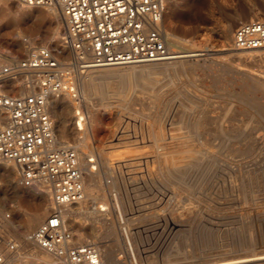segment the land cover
I'll use <instances>...</instances> for the list:
<instances>
[{
    "label": "rangeland",
    "instance_id": "rangeland-1",
    "mask_svg": "<svg viewBox=\"0 0 264 264\" xmlns=\"http://www.w3.org/2000/svg\"><path fill=\"white\" fill-rule=\"evenodd\" d=\"M15 1L18 3L0 0V52L23 58L30 53L26 43L31 39L33 48L51 43L48 47L61 61H72L73 55L62 49V23L61 47L54 45L55 12L34 8L45 15L34 11L23 17ZM254 4L261 14H248ZM166 8V29L177 37L181 48L204 54L190 63L205 69L193 71L189 66L186 69L187 65H177L168 67L166 76L154 73L112 80L99 77L97 70L80 76L76 68L68 69L66 76L71 75L73 81L76 78L79 94L84 76L97 79L91 80L93 97L79 103L80 110L93 111L99 120L95 138L86 149L97 188L90 174L83 171L87 190L83 206L85 211L96 205L106 210L95 220L101 233L98 239L92 237V221L85 215L66 222V227L77 243L108 246L115 251L116 260L128 264H170L172 252H189L198 259L264 251V90L257 87L258 82L264 83V49L237 50L232 46L234 32L242 22L264 19V0H166ZM236 14L241 18L234 22ZM230 25L227 42L223 32ZM238 53H259V57L240 59L235 56ZM14 85L4 87L16 93L24 89L23 84L16 90ZM55 112L51 113L50 105L58 140L76 146L75 123L79 119H74L75 110L60 104ZM86 119L88 127L94 125L93 118ZM129 127L141 135L142 157L120 147L126 135L119 129ZM133 159L139 161L131 168ZM0 168V255L6 254L8 262L15 259L8 264H54L52 256L27 243L41 225H28L30 215L46 212L43 223L54 209L53 200L50 196L44 200L24 187L18 171L11 177ZM118 176L126 181L120 190L111 186ZM93 187L94 201L87 197ZM21 188L27 190L23 195L19 194ZM1 217L9 220L8 228ZM146 218L173 232L149 242L148 246L160 244L159 253L143 246L142 238L150 236ZM12 244L19 250L10 254ZM17 252L25 258L19 260ZM131 252L143 254V258Z\"/></svg>",
    "mask_w": 264,
    "mask_h": 264
},
{
    "label": "built area",
    "instance_id": "built-area-1",
    "mask_svg": "<svg viewBox=\"0 0 264 264\" xmlns=\"http://www.w3.org/2000/svg\"><path fill=\"white\" fill-rule=\"evenodd\" d=\"M18 1L27 7H60L65 22L63 44L77 54L68 61L71 67L85 70L141 65L169 55L163 0ZM232 46L237 50H263L264 19L241 23L234 32ZM85 54L88 59H84ZM7 57L0 52V114L7 117V123L0 127V163L14 162L20 183L25 187L47 183L55 204L31 239L42 250L64 258L67 264H102L96 244L77 243L62 218L65 207L85 199V175L74 146L57 143L49 98L69 85L75 96L73 78L66 76L65 64L45 45L35 46L23 58L5 62ZM12 82L15 90L23 83L34 87V91L20 94L4 88ZM9 249L19 250V246L12 244ZM4 262V255H0V264Z\"/></svg>",
    "mask_w": 264,
    "mask_h": 264
},
{
    "label": "bare ground",
    "instance_id": "bare-ground-1",
    "mask_svg": "<svg viewBox=\"0 0 264 264\" xmlns=\"http://www.w3.org/2000/svg\"><path fill=\"white\" fill-rule=\"evenodd\" d=\"M165 7H166V0H163ZM17 4L18 8H19V14L23 17H29L31 16V14L36 11L34 10V8H49L52 11H54V23L57 24V28L54 32L53 35V42L56 43L54 44L56 47H61L60 45H58V43L61 41V30H60V25L61 23L64 25V34H65V22H64V18L61 12V9L59 6L57 5H52L49 7H27L22 5L18 0ZM262 2V1H261ZM167 9V8H166ZM240 11V10H239ZM38 12V15L43 16L45 15L44 12L41 11H36ZM243 12V11H242ZM51 13V12H50ZM166 14V11H165ZM243 14V13H242ZM248 14H255V15H259L261 14V9L259 8V6L257 4H254L249 10H248ZM53 15V14H52ZM244 16V14H243ZM241 18V16L239 14H236L234 17V22L238 21ZM243 18V17H242ZM247 18V17H246ZM258 18V17H257ZM232 19V18H231ZM252 19V18H251ZM262 19V18H260ZM165 20V18H164ZM243 23V22H242ZM55 29V28H54ZM165 29V34H166V45H167V49L169 51V55H167L166 57H163L162 60L154 62V63H149V64H141V65H128V66H104V67H100V68H87L85 70H82L81 67H74L77 69V72H79V75L82 76L84 73H88L91 71H98L97 73L100 75L99 77L105 78V79H111L114 77H149L152 76L154 73H159L162 76H166L167 72H168V67L170 66H174V68H177L175 66L177 65H187L186 69L188 68V66L193 70H197L198 68H204L203 66H199V64H193L190 63V60L192 58L198 57V56H202L204 55L201 52H196V51H192V50H188L185 48H181L179 46V42L177 37L173 36V34H171L170 32H168V30L166 29V26L164 27ZM225 29V28H224ZM233 30V29H232ZM231 31V25L223 32V38L225 39V41L229 42L230 41V36H229V32ZM63 35V34H62ZM49 37V36H48ZM51 40V39H50ZM63 40V38H62ZM50 42V41H49ZM182 42V41H181ZM28 45V52H30L33 49V44H32V40L29 39V41H27L26 43ZM51 44V43H50ZM49 44V45H50ZM22 45V44H20ZM19 45V46H20ZM48 45V46H49ZM23 46V45H22ZM21 46V48H22ZM169 46V47H168ZM62 49L64 51H69L70 55L73 56H77V54L69 48H66V46L64 45L62 47ZM174 49H179L178 51H173ZM52 50V49H51ZM194 50V49H193ZM232 50V49H231ZM53 51V50H52ZM206 51V50H204ZM230 51V50H229ZM264 52V51H263ZM262 52V53H263ZM256 53V52H255ZM260 53V52H259ZM254 54V53H238L235 56L240 57V59H254L257 58L258 54ZM58 54V53H57ZM69 55V54H68ZM65 56V55H64ZM264 56V54L262 55ZM79 57V54H78ZM259 57V56H258ZM80 58V57H79ZM89 56L88 54L84 55V59H88ZM14 58L11 57H7L6 61L9 60H13ZM207 60V59H206ZM194 61V60H193ZM209 61V60H208ZM262 61V60H261ZM63 64H65L63 66V72L65 74H67L68 69L69 68H73L70 66L69 63L63 62V60L61 61ZM203 63V62H202ZM206 65V64H205ZM213 65V64H212ZM225 67V66H224ZM124 68H130L132 71L130 73L126 72ZM168 68V69H167ZM173 68V69H174ZM172 69V68H171ZM170 70V69H169ZM179 70V69H178ZM177 70V71H178ZM183 70V69H182ZM181 70V71H182ZM173 71V70H172ZM185 71V70H184ZM188 71V70H187ZM198 71V70H197ZM201 71V70H200ZM204 71V70H203ZM193 73V72H192ZM206 73V72H205ZM86 75V74H85ZM79 77V76H78ZM154 77V76H153ZM168 77V76H167ZM198 77V76H197ZM252 77V76H251ZM82 78V77H81ZM152 78V77H151ZM169 78V77H168ZM195 78V77H194ZM116 79V78H115ZM258 79V78H256ZM78 80V79H77ZM91 80H97L95 78V76H90L89 78H85L83 79V89L80 86L81 93L79 94L78 91V87H77V94L73 95V93L70 91V87L71 85L67 86L66 90H63L62 92H60L59 94L53 95L52 96V100L49 101V113H50V105H51V113H56V109L60 104L63 105H67L69 108H71L72 110H75L77 117L74 118L75 121L77 119H79L78 121H76L75 125H76V134L78 135V138L76 140V146L74 145V148L77 151L78 154V159L80 162V167L82 169V171L88 172L91 176L90 181L93 182V184H95V188L96 187V177L94 175H92V170H91V166L89 164V162H87V153H86V149L88 147V143L93 141V139L95 138V134L97 132V126L99 123V120L97 118V115H94L93 111H83L79 109V103L81 102H85L86 100H88L89 98L93 97V94L91 91H89L92 88L93 82ZM117 80V79H116ZM161 80V79H160ZM75 83L77 84L78 82L76 81L75 78ZM73 81V84H74ZM66 82V81H65ZM23 84V83H21ZM79 84V83H78ZM82 84V83H81ZM8 86V85H7ZM15 88V86H13ZM19 87V85H18ZM24 89L21 90V92H19L20 94H25V93H30L32 91H34V87H27L26 85L23 84ZM258 89H262L264 90V83L262 82H258L257 84ZM6 88V87H4ZM19 91V90H18ZM50 99V98H49ZM62 106V105H61ZM80 111V112H79ZM50 113V115H51ZM88 113V116H87ZM84 114H86V116H84ZM52 117V116H51ZM93 118L94 121V125H92L91 127H88V121L86 118ZM67 118V117H66ZM65 120V119H64ZM7 123V117L3 116L0 114V127L4 126ZM56 123V122H55ZM77 125L79 126L77 128ZM91 125V124H90ZM62 125H60L61 127ZM62 130V129H61ZM68 130V129H67ZM60 131V130H58ZM65 131V130H64ZM63 131V133H64ZM99 131V130H98ZM120 133H122L121 135H126L125 139L120 140V147H122V150L125 148L126 150H132L134 152H138L141 156L142 153V140H141V135L138 134L135 131L134 127H129V129L124 130V128H121V130L119 129ZM129 132V135H128ZM62 133V134H63ZM55 134H56V129H55ZM145 135V134H144ZM57 138V143L58 144H69L67 142H61L58 140V137L56 135ZM61 138V136H60ZM118 138V136H117ZM113 142V141H112ZM114 147V146H113ZM112 147V148H113ZM119 147V148H120ZM107 148H110L107 147ZM117 149V148H116ZM115 150V149H114ZM119 150V149H117ZM116 150V151H117ZM121 150V149H120ZM147 150V149H146ZM89 152V151H87ZM121 153V152H120ZM125 153V152H124ZM137 155V156H138ZM92 157V154H91ZM142 157V156H141ZM94 158V157H93ZM119 158V157H118ZM124 159V158H123ZM92 160V159H91ZM137 161L139 160H135L133 159L130 167H134L137 164ZM118 162H116L117 164ZM120 164V163H119ZM118 164V166H119ZM127 164V163H126ZM140 165V164H139ZM190 165V164H189ZM195 166V165H194ZM197 166V165H196ZM202 166V165H200ZM0 167L4 168L3 170H5L11 177H15V175L17 174L18 167L16 166V164L14 162L11 161H3L0 163ZM198 168V167H197ZM1 169V168H0ZM93 169V168H92ZM192 170V169H191ZM98 173V172H97ZM122 173V172H121ZM94 174V173H93ZM96 175V174H95ZM103 175V174H102ZM142 175V174H141ZM100 177V176H99ZM111 177V176H110ZM127 179V178H126ZM103 181V180H102ZM90 182V183H91ZM106 182V181H105ZM125 180L123 177L118 176L117 179L115 180V182L113 181V185L112 188H116V189H122L123 187H125ZM84 185H85V177H84ZM106 185V184H105ZM93 186V185H92ZM108 186V185H107ZM25 187V186H24ZM26 188H31V192H33L34 194L38 195V197H42L44 198V200L49 199L50 198L53 200V193L52 190L50 189L49 185L47 183H39V184H35L34 186L31 187H26ZM127 188V187H126ZM26 189L25 188H21L19 190V194L23 195L24 193H26ZM86 186H85V192H86ZM104 191V190H103ZM34 197V196H33ZM87 197L91 200H96V194L94 192V187L93 189H90L89 194H87ZM86 199V197H85ZM84 199V200H85ZM83 200V201H84ZM83 201L76 203V204H72L70 206H67L63 209L62 212V218L64 221V224L66 226V222L71 223L73 221L74 218H76L77 216H81V215H85L88 219H91L92 224H91V231L93 234V238L95 237L96 239H98V237H100L101 233L99 232L98 228L96 225V219H98L99 217L104 215V212L106 210V208H101L98 207L97 205L91 208V211H85L84 209V203ZM54 203V201H53ZM55 206V204H54ZM116 209V208H115ZM41 211V210H40ZM50 212V211H49ZM127 211L125 210L123 215H126ZM46 212L44 213H36V214H32L30 215V219L28 221V225H35L36 227L40 225V223L42 224L41 221H43V219L45 218ZM29 216V215H28ZM105 217V216H104ZM2 220H4L5 222V226L8 228V223L9 220H6L5 217H1ZM80 219V218H79ZM28 220V219H27ZM98 222V221H97ZM11 223V222H10ZM146 226L149 229L150 232V236L149 237H143L142 241H143V246L144 248H150L153 249L154 251H156L157 253H159V249L162 248L160 246V244H158L156 247L155 246H148L149 242L153 239H159L162 240V234L164 233L166 236L172 234V231H168L166 229L160 228V226L156 223H153L149 220V218H146ZM74 227V226H73ZM106 229V228H105ZM80 231V230H79ZM91 234V233H90ZM109 234V233H108ZM110 235V234H109ZM90 236V235H89ZM260 238V237H259ZM91 241H87V242H83L84 243H89ZM263 240H260L259 243H262ZM27 243L31 244L32 247H34L35 249L39 250L40 252L46 253L48 254V256H52L54 258V264H67L65 259L55 255L53 253H48L44 250H42L32 239H31V235L28 238ZM80 244V243H79ZM82 244V243H81ZM96 244V243H95ZM112 244H110L109 246H111ZM258 245V244H257ZM98 250L101 253V259H102V253H103V260H102V264H128L125 260L123 259H115V251H113L110 247L108 246H100L99 244H96ZM113 246V245H112ZM264 246V245H263ZM101 247V248H100ZM104 247V248H103ZM114 248V247H113ZM259 248V247H258ZM260 249V248H259ZM102 250V252H101ZM15 250H11L10 254L13 253ZM137 251V250H136ZM150 253V252H149ZM5 257V262L2 264H8L11 263L13 260H10L8 262V257L6 254H3ZM17 256H20L18 259L19 260H23L25 258V256H22L19 252L16 253ZM131 255H133L134 257L141 259L143 258V254L141 255H137L135 252H131ZM38 256V255H37ZM40 256V255H39ZM170 260L171 263L170 264H217V263H221V262H251L253 264H264V251H260L257 253H252V254H245L243 256H233V255H226V256H211V255H203V257L195 259L193 258L189 252H172L170 253ZM30 257V254L28 255V258ZM26 258V259H28ZM40 263V262H39ZM156 263V262H155ZM154 263V264H155Z\"/></svg>",
    "mask_w": 264,
    "mask_h": 264
}]
</instances>
